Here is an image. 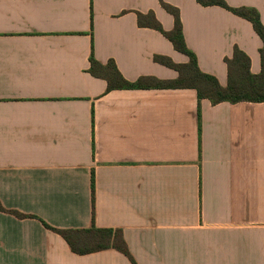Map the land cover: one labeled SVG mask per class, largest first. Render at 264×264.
I'll list each match as a JSON object with an SVG mask.
<instances>
[{
    "label": "crops",
    "instance_id": "0c3cea01",
    "mask_svg": "<svg viewBox=\"0 0 264 264\" xmlns=\"http://www.w3.org/2000/svg\"><path fill=\"white\" fill-rule=\"evenodd\" d=\"M177 8L200 70L228 85L236 48L262 71L253 25L219 6ZM253 8L264 0H224ZM161 0H0V264H264V103L200 102L193 89L116 90L89 73L114 61L130 83L185 65L139 25ZM93 178L95 197L93 199ZM95 200V201H94ZM122 230L130 259L80 256L58 230Z\"/></svg>",
    "mask_w": 264,
    "mask_h": 264
},
{
    "label": "trees",
    "instance_id": "16d2710c",
    "mask_svg": "<svg viewBox=\"0 0 264 264\" xmlns=\"http://www.w3.org/2000/svg\"><path fill=\"white\" fill-rule=\"evenodd\" d=\"M204 7L219 6L236 16L249 21L263 42L260 50L262 71L258 75L251 72V59L240 49L236 48L232 59H228V85L222 87L219 81L208 74L203 73L198 64L197 56L188 48L183 25L180 18V11L164 3L163 8L175 19V26L171 32H165L161 24L157 21L154 13L148 15L139 14V25L149 27L161 32L175 49L186 55L189 62L185 65H177L168 59L157 58L162 64L171 67L179 74L177 80L172 82H161L155 79L142 78L135 83L128 82L118 70L114 61L107 65L98 62L94 55L90 58L89 73L99 79L105 80L108 84L107 92L116 90H138L146 88L156 89H193L198 94L200 102L199 114L201 113V102L209 100L213 106L222 103H264V25L259 12L253 8H231L224 0H197ZM93 199L95 197V181L93 178ZM95 201V200H94ZM0 212H10L19 218H25L18 212L8 211L0 205ZM44 225L59 234L70 246L71 250L80 256L98 253L105 250L114 249L133 260L128 245L125 241L122 230L100 229L95 225V212L93 214V226L83 230H58L48 224ZM133 263L135 264L134 260Z\"/></svg>",
    "mask_w": 264,
    "mask_h": 264
}]
</instances>
